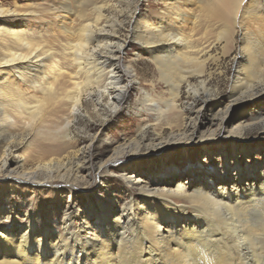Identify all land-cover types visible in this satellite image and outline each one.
Instances as JSON below:
<instances>
[{
  "label": "bare ground",
  "instance_id": "bare-ground-1",
  "mask_svg": "<svg viewBox=\"0 0 264 264\" xmlns=\"http://www.w3.org/2000/svg\"><path fill=\"white\" fill-rule=\"evenodd\" d=\"M77 1L81 11L74 31L57 14L70 12L73 0L51 10L64 34L75 38L63 45V59L30 28L25 12L0 6V138L11 139L5 146L0 141V183L9 180L14 191L68 187L73 195L80 188L72 181L86 176L91 188L108 186L109 175L135 184L127 188L118 213L106 204L117 203L112 196L100 199L99 207L68 205L60 233L53 230L58 220L40 227L27 211L19 224L14 209L0 207V264H264V162L241 167L245 149L239 156L223 149L214 157L226 162L220 172L167 167L144 177L132 162L145 148L156 149L166 128L172 130L170 137H180L177 142L199 145L210 158V148L222 145L223 137L241 141L246 128L264 122L260 103L246 108L264 95V0H152L162 6L154 14L142 9V0ZM127 9L133 27L129 38L121 39L119 18ZM134 43L157 78L144 90L136 112L156 113L159 132L146 143L145 123L140 136L103 147L100 129L80 154L56 156L71 146L72 123L85 100H92L94 112L105 106L111 114L122 109L137 75L122 55ZM236 46L230 92L214 103L211 64H219ZM184 88L188 100L200 104L192 112V129L178 126L175 114ZM247 112L249 117L239 118ZM231 114L238 121L229 129L223 123ZM38 132L62 144L28 161L5 160L12 139Z\"/></svg>",
  "mask_w": 264,
  "mask_h": 264
},
{
  "label": "rangeland",
  "instance_id": "rangeland-1",
  "mask_svg": "<svg viewBox=\"0 0 264 264\" xmlns=\"http://www.w3.org/2000/svg\"><path fill=\"white\" fill-rule=\"evenodd\" d=\"M62 2L63 0H0V6L17 9L22 13L25 12L26 16L24 17L25 20H28L27 22L30 28L37 34L42 35V37H44L43 40L46 39L45 41L49 42V46L53 48L56 56L63 59V45L70 41V39L74 41L75 38L64 34L59 27L58 19L54 14L55 12L51 11L54 7L61 8ZM152 2V0H142L140 5L144 11L148 8L153 10L151 11L152 14L158 13L162 6L154 5ZM69 4L71 5L70 12L65 11L64 13L59 11L57 14H63L65 17V27L74 31L79 26L77 14L81 11L79 8L80 1L75 2V0H73V2H69ZM107 15L109 17H114L113 13H108ZM119 19L122 21V28L118 33V36L121 39H127L129 38L128 36L131 34V28L133 27L131 11L127 9L124 16ZM14 22V24H20L17 20ZM41 32L43 33L41 34ZM56 38L58 40H56ZM237 46L227 57H224L225 59L223 58L219 64H211L213 78L210 79L209 88L215 92L216 96L213 101L214 103L217 101L219 102V99L226 98L230 92L235 66L234 57L237 53ZM218 49H221V47L218 46ZM140 50L141 46L134 43L131 47L127 48L122 55L125 64L134 67L137 72L135 85L133 88L129 89L126 100L122 105V109L119 110L118 113L111 114L108 106H105L102 107L99 112H94L92 100H85L84 108L79 111L77 118H75L72 123L71 139L74 143L72 141L71 146L68 147L66 151L57 154L56 156L62 158L70 154L74 157L79 150L81 151V149L89 143L90 139L100 129L103 130L105 138L102 145L103 147L105 144L116 146L124 139L133 140L136 136H140V133L138 132L139 128L145 123L149 124L145 129L146 143L155 137L156 132H159L155 128L157 123L156 118L158 117L156 113L148 114L140 112V115H137L136 112L140 107V99H143L144 90H148L150 82L157 79L154 65L149 59L138 55ZM8 80L10 79H7V82ZM161 88L162 84L160 83L157 90L161 91ZM107 102L108 100H105L103 105ZM257 102L258 103H249L248 106H246L247 110L251 111V109L259 103L264 110V95L260 97ZM199 105L188 100L186 88H184L182 99L178 103L180 109L175 112L178 126H182L181 128L183 129V125H188V128L192 129L196 123L195 115L192 112H195ZM239 107L240 106H237L236 109H241ZM248 113L249 112H247V114H241L239 118L249 117ZM166 116H163V120ZM237 121L238 119H236L235 114H231L223 124L227 125L229 128L231 125L236 124ZM52 129L54 128L50 127V129L45 130L48 131ZM171 132L172 130L166 128L163 132V135L166 138L158 139L155 142L157 144L156 149L152 150L145 148L143 153L136 158L134 157L135 159H133L132 162L135 164L133 163V166L138 169L136 172L138 171L140 173L137 175L144 177L149 172H161L167 167H171L178 172H184L190 170L193 166H198L199 169L205 168V170L220 172L219 169H221V166H224L226 162L218 161L214 157H219L217 155L220 154V151L223 149H226L230 155L236 154V156H239L241 150L245 149V158L239 160L241 167H246L250 163L254 164L259 161L264 162V154H259V151L264 150V122L246 128L241 141L223 137L221 139L223 142L222 145H214L210 148V152L213 153L210 158L206 157L205 150L201 146L190 145L185 147L177 142L180 137H170ZM178 133L179 132H175V134ZM12 140L14 143L7 149V154L5 156V160L8 162L20 160L28 161L33 158L34 155L40 157L38 154L39 152L42 153L41 151H43L44 154H47L49 150H53L55 147L62 144L61 141H57V139H54L49 133L43 135L39 132L32 138L26 135L24 140L20 137H17L16 140ZM0 141L5 146L11 141V139L0 138ZM2 151L3 149H1V152ZM99 152V150H94L92 153L94 156H100ZM133 171L134 170L132 169L130 172ZM197 175L199 176L200 174L197 173ZM78 179L75 182L72 181V184H76L80 188L74 195L71 194L70 188L59 186H50V188L26 186V188L24 187L21 190L14 191L10 186L11 183L9 180L2 181L0 183V207L5 208L7 211L14 209L16 213L15 217L19 224H23V219L27 218L25 217L27 211L33 214L37 225L40 227L45 226L50 228L53 226V223H55L54 221L58 220V227L55 229L54 226L53 230L60 233L61 229L59 228V225L63 220V213L68 205L73 204L74 202H79L84 207L88 203H93L96 207H99V203L97 202L101 201L100 199L112 196L117 200V203L112 205L111 203L106 204L117 209L116 213H118L120 212V207H122L121 201L127 200V188L132 187L135 184L132 181L125 182L122 177L109 175L107 176L108 186L105 185L107 188L98 183L96 184V187L91 188L89 187L91 181L87 176L85 177V180L79 179V181ZM171 181L172 183H176V181ZM105 189H109V192H104ZM4 223H8V221H5Z\"/></svg>",
  "mask_w": 264,
  "mask_h": 264
}]
</instances>
